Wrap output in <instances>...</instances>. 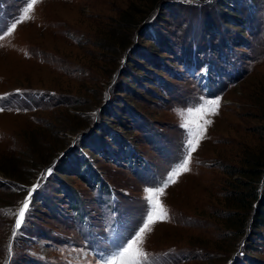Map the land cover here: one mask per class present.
Wrapping results in <instances>:
<instances>
[{"label":"rangeland","instance_id":"rangeland-1","mask_svg":"<svg viewBox=\"0 0 264 264\" xmlns=\"http://www.w3.org/2000/svg\"><path fill=\"white\" fill-rule=\"evenodd\" d=\"M264 0H0V264H264Z\"/></svg>","mask_w":264,"mask_h":264},{"label":"trees","instance_id":"trees-1","mask_svg":"<svg viewBox=\"0 0 264 264\" xmlns=\"http://www.w3.org/2000/svg\"><path fill=\"white\" fill-rule=\"evenodd\" d=\"M263 193H264V190H263Z\"/></svg>","mask_w":264,"mask_h":264}]
</instances>
